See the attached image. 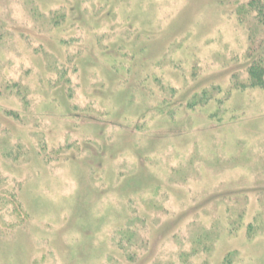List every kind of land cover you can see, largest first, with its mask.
I'll list each match as a JSON object with an SVG mask.
<instances>
[{
    "label": "rangeland",
    "instance_id": "obj_1",
    "mask_svg": "<svg viewBox=\"0 0 264 264\" xmlns=\"http://www.w3.org/2000/svg\"><path fill=\"white\" fill-rule=\"evenodd\" d=\"M252 65L264 0H0V264H264Z\"/></svg>",
    "mask_w": 264,
    "mask_h": 264
},
{
    "label": "trees",
    "instance_id": "obj_2",
    "mask_svg": "<svg viewBox=\"0 0 264 264\" xmlns=\"http://www.w3.org/2000/svg\"><path fill=\"white\" fill-rule=\"evenodd\" d=\"M249 76L255 82V85L264 88V69L257 65H252L249 69Z\"/></svg>",
    "mask_w": 264,
    "mask_h": 264
}]
</instances>
